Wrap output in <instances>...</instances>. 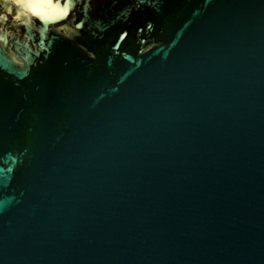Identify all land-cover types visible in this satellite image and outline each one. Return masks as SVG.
<instances>
[{
    "label": "water",
    "instance_id": "1",
    "mask_svg": "<svg viewBox=\"0 0 264 264\" xmlns=\"http://www.w3.org/2000/svg\"><path fill=\"white\" fill-rule=\"evenodd\" d=\"M11 2L0 264H264V0Z\"/></svg>",
    "mask_w": 264,
    "mask_h": 264
},
{
    "label": "flooded vegetation",
    "instance_id": "2",
    "mask_svg": "<svg viewBox=\"0 0 264 264\" xmlns=\"http://www.w3.org/2000/svg\"><path fill=\"white\" fill-rule=\"evenodd\" d=\"M23 8L18 3H12L11 0H0V31H5L10 34L19 33L21 28L15 22V17L17 16V11ZM60 31L69 35L73 33V30L68 26H62ZM13 58L17 62L22 63L15 55H13Z\"/></svg>",
    "mask_w": 264,
    "mask_h": 264
}]
</instances>
